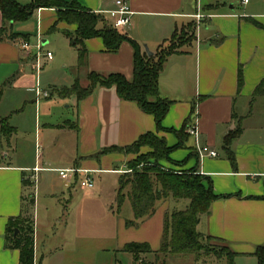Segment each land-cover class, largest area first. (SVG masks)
Returning a JSON list of instances; mask_svg holds the SVG:
<instances>
[{
	"label": "crops",
	"instance_id": "0c3cea01",
	"mask_svg": "<svg viewBox=\"0 0 264 264\" xmlns=\"http://www.w3.org/2000/svg\"><path fill=\"white\" fill-rule=\"evenodd\" d=\"M67 1H78L96 12L115 9L117 0ZM125 1L131 6L133 15L130 24L120 31L136 40L143 52H147L148 47L156 53L182 27L193 24L194 40L168 58L160 76L161 96L174 101L163 125L179 130L187 123L188 132L198 120L202 144L216 149L219 156L190 158L184 168L195 167L200 174L211 177L217 195H231L212 203L210 212L202 215L198 231L221 239L237 252L234 264L251 259L259 264L255 251L257 246L264 244V198H261L264 196V113L262 115L258 110L264 107V94L254 97V92L264 79V0H249L248 3L243 0ZM197 14H201L200 19ZM57 18L54 8L37 9L31 18L36 21L37 34H32L28 20L10 25L0 40V87H4L0 110L8 94L16 103L13 110L0 119H8L11 123L16 114L23 115L28 106L35 107L36 139L40 143L37 148L39 143L36 141L34 157L20 154L17 139L21 127L18 123L11 124L12 135L3 136L0 141V264H20V250L6 246L8 224L11 218L27 216L32 205L37 213L42 187L49 191L45 195L53 200L59 199L60 192L66 194L62 187L66 188L70 196L66 200L68 203L73 202L82 188L76 182L68 185L55 170L38 172L36 183L35 167H78L89 170L92 177L97 173H114L121 177L132 156L112 152L99 160L97 155L103 149L127 147L147 132L165 137L170 146L179 141L173 132H158L155 117L144 112L135 101L121 98L116 87L97 85L81 100L76 93L62 95L66 88H73L78 63L72 81H56L52 84L53 95L36 102L34 53L23 49L21 36L12 38L11 35L27 34L30 41H36L39 35L43 37L50 33ZM3 23L0 9V28ZM75 30L76 25L62 21L54 33L60 36L58 40L62 46L74 50L67 32ZM44 41L46 44L47 40ZM85 43L88 64L80 73L81 87L90 85V71L104 75L118 72L133 79L135 49L131 42L124 41L114 52L107 50L101 37L89 38ZM54 58L53 53L52 61ZM240 70L244 76L241 87ZM55 94L58 98L53 99ZM66 108L72 110L66 112ZM55 111H60L61 116L54 115ZM228 136H231L229 141ZM62 139L73 145L65 159L53 154ZM194 151L198 154L195 139L189 134L185 147L175 150L171 156L182 161ZM229 151L234 153L236 165L232 163ZM58 178L62 181L55 183ZM118 189L112 198V207L118 204ZM171 202L177 201L170 197L158 202L153 216L142 220L138 229L131 228L138 236H131L123 246L132 241L148 242L154 251L159 250ZM73 222L77 224L70 221ZM80 235L76 232L74 240ZM35 256L38 264H47L50 256L41 253L37 232Z\"/></svg>",
	"mask_w": 264,
	"mask_h": 264
},
{
	"label": "trees",
	"instance_id": "16d2710c",
	"mask_svg": "<svg viewBox=\"0 0 264 264\" xmlns=\"http://www.w3.org/2000/svg\"><path fill=\"white\" fill-rule=\"evenodd\" d=\"M40 8H54L57 11L58 18L50 28V32L57 31L58 24L62 21L76 25L75 32L68 31L67 34L72 47L78 52V75L73 88H66L61 93L62 95L76 93L78 99L81 100L90 95L97 85L116 87L121 98L135 101L144 112L155 117L158 132H173L178 136V143L170 146L165 137H161L154 132H147L127 147H108L97 155L99 160H101V156L112 152L137 155L127 163L128 168L132 171L121 175L117 194L118 205L122 207L128 199L134 211V219L126 221L129 227L138 226L142 220L153 216L158 202L162 200L170 197L177 201L189 200V204L185 209L175 210L166 216L164 236L159 250L154 251L148 242L132 241L123 246V251L133 255L134 264H138L140 261L143 264H155L144 261L142 254L153 252L166 255L197 254L204 249L201 243L202 237L221 240L200 233L198 225L202 215L210 212L212 203L215 200L231 195H217L214 192L211 177L200 174L196 168L182 171L161 164L162 161H166L170 164L183 166L190 158L199 156L195 152L189 158H186L183 163L175 162L171 155L175 150L183 148L188 140V125L185 123L179 130L168 129L163 125V120L169 113L174 101L161 96L160 76L168 58L179 52V50L175 48L162 49L160 47L156 53L149 55L147 52L142 51V46L136 40L113 27L105 15L84 7L78 1L67 0H30L27 4H22L17 0H0L4 22L0 28V40L4 38L10 25L30 20L35 11ZM19 36L26 41H30L27 34L12 33L11 35L12 38ZM94 37L103 38L107 50L113 52L117 51L124 41L132 43L135 49L132 80H129L123 73L117 72L104 75L96 71H90L88 73L90 85L86 88L81 87L80 73L87 68L88 64V48L85 41ZM243 81V72L240 70V87ZM263 94L264 79L257 86L254 97ZM3 95L4 87H0V101ZM5 129L6 132H4L9 134V128L6 126ZM230 139L231 136H228L227 140ZM146 148L148 150L143 151ZM229 157L232 163L236 165V158L232 151H229ZM261 198H264V196ZM16 229H19L17 235H15ZM35 233V223L30 219H23L21 216L10 219L6 246L20 250V264L35 263ZM220 247L222 250H226L229 257L228 263L234 264L238 253L223 242ZM209 252L220 256L222 251L211 249ZM255 255L259 264H264V244L257 246Z\"/></svg>",
	"mask_w": 264,
	"mask_h": 264
},
{
	"label": "rangeland",
	"instance_id": "374dc122",
	"mask_svg": "<svg viewBox=\"0 0 264 264\" xmlns=\"http://www.w3.org/2000/svg\"><path fill=\"white\" fill-rule=\"evenodd\" d=\"M238 2L240 1L238 0ZM236 5L239 6V3H236ZM28 23L30 24L29 26L30 30H32V34H37L35 31L36 21L31 19ZM56 35V33L50 32L40 37V42L43 47L42 53L51 51L55 55L54 61H52V59L48 60L45 57L41 59V63L44 66L40 73L41 87L42 89L48 90L51 96L53 95V83L60 80L69 82L74 79L76 70L75 65L78 63L77 51L62 46V43L58 40L60 36ZM194 38V26L186 25L164 43L161 48H175L180 51V49L188 46ZM44 40H47L46 44L43 43ZM30 42L35 45L32 52L36 54L37 40ZM32 59L34 60L33 57ZM55 98H58L56 94L53 96V99ZM15 105L16 103L12 96L10 94L6 95L1 106L0 116H6L5 114L8 115ZM69 110H72V108L64 109L66 112ZM258 111L262 112L263 115L264 107L262 110L260 108ZM22 112L23 111H21V113ZM60 113V111H55L54 115L60 117ZM36 117L37 111L35 107L28 106L25 114H21L20 116L16 114L11 120V123L8 119H0V141H2L3 136L9 137L12 135L14 128L11 124L18 123L21 127L17 139L19 143V153L34 157L37 148L40 146V143L36 139ZM6 126L9 128V134L5 133ZM36 141L37 144L39 143L37 148ZM59 143H61L60 146L53 150V154L58 155L57 157L60 159H65L67 154H69L68 150H71L73 145L69 141L63 139L60 140ZM147 150V148L143 149V151ZM192 153H195V151L190 152L189 156L192 155ZM129 155L132 156L130 160L137 157L136 154ZM189 156L187 158H189ZM130 160H128L127 163ZM184 160L174 161L183 163ZM161 164L168 168L182 171L193 170V168H195L185 169L184 167L187 163L183 166H178L162 161ZM131 171L132 170L129 169L126 164L124 173ZM93 178L95 181V188L79 189L72 203L66 201L70 198L66 188L62 187V192H66V194L60 192L58 196L60 199L59 201L57 198L53 200L51 197L45 195V193L49 191H45V187H42V193L40 195L41 200L40 203H38L39 205H37V213L34 211L32 205L30 212L27 216L23 217V219H30L34 223L36 219L37 225H35V231L37 232V237L39 233L40 251L46 254V256L50 255L47 264H134L133 255L123 251L122 247L128 238L131 236H138L136 230H131V228L134 227V229H138L141 225L129 227L126 224L127 220L134 219V212L129 201H126V203L122 205L121 210L118 204L112 207V198L114 197L116 188L119 187L120 176L114 173H97L93 175ZM61 181L62 180L59 179V181H55V183ZM188 204L189 200L186 199L171 202L170 214L174 210L185 209ZM113 208H116V210L113 211ZM68 219L70 221H76L77 224H74V222L71 224L69 221L67 226ZM81 221L83 223H81ZM76 232L81 233V235L74 240ZM201 243L204 249L197 254L166 255L164 253L157 254L153 252L142 254V259L147 263L155 264H229V257L226 254V250H222L220 247L222 243L220 240L202 237ZM211 249L221 250V255L216 256L209 252ZM138 264L143 263L140 261ZM239 264H257V261L254 262V260L251 259V261L247 260L246 263L240 261Z\"/></svg>",
	"mask_w": 264,
	"mask_h": 264
},
{
	"label": "built area",
	"instance_id": "2783aa9c",
	"mask_svg": "<svg viewBox=\"0 0 264 264\" xmlns=\"http://www.w3.org/2000/svg\"><path fill=\"white\" fill-rule=\"evenodd\" d=\"M249 0H243V3H248ZM98 14L105 15L106 19L111 23V25L117 29H123L128 26L131 22V18L133 15V11L131 6L125 0H117L116 1V8L112 10L106 11H96ZM196 17L198 19L201 18V14H197ZM41 35L37 38V53L34 54V68L37 72V83H36V102L39 103L41 100L51 97V93L48 90L42 89L41 87V80H40V73L43 69V64L41 63L42 57H45L48 60L53 58V52L48 51L47 53H42V43L40 42ZM22 44L23 49L32 52L33 47L35 46L30 41H26L22 39L20 41ZM189 134L194 137L195 139V148L198 152L199 158L204 159L206 157H218L219 153L216 149L211 148L208 145H203L201 142V135L198 128V120L196 119L191 128L189 129ZM2 164V159L0 157V166ZM43 170H55L59 173L60 177L66 181L68 185L76 182L84 189H93L95 188V181L94 178L89 174V170L80 169L78 167H69V168H49V167H35L34 172L35 181L38 183V176L37 173ZM81 173H85L82 175ZM82 175V176H81ZM38 264V261L35 256V263Z\"/></svg>",
	"mask_w": 264,
	"mask_h": 264
},
{
	"label": "water",
	"instance_id": "95a60500",
	"mask_svg": "<svg viewBox=\"0 0 264 264\" xmlns=\"http://www.w3.org/2000/svg\"><path fill=\"white\" fill-rule=\"evenodd\" d=\"M43 43L45 44V41H43ZM146 50H147V53H148L149 55H152V54H153V52L150 51V49H148V47H146ZM18 233H19V229H16V231H15V235H17Z\"/></svg>",
	"mask_w": 264,
	"mask_h": 264
}]
</instances>
